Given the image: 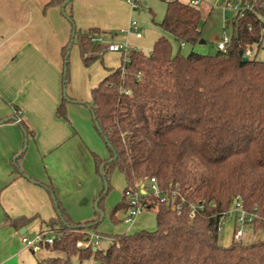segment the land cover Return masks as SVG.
Segmentation results:
<instances>
[{"label": "trees", "instance_id": "trees-1", "mask_svg": "<svg viewBox=\"0 0 264 264\" xmlns=\"http://www.w3.org/2000/svg\"><path fill=\"white\" fill-rule=\"evenodd\" d=\"M243 2L252 5L254 12L233 20L227 53L182 55L181 46L192 49L201 39L202 13L190 3L166 1L157 25L173 37L179 50L174 54L165 36L149 54L128 49L121 55V67L92 90L91 104L84 105L109 153L107 159L94 155L96 173L104 183L96 200L97 218L71 223L51 186L38 183L56 212V218L46 224L56 240L46 248L54 255L37 264H74V259L76 264L90 259L97 264H264L263 240L243 244L233 239L222 246L218 231L234 201L254 216L249 223L253 230L264 231V62L243 61L245 46L260 48L264 42V23L257 16L264 17V0ZM62 12L71 26L70 41L62 49L65 90L69 46L78 48L83 65L89 67L101 59L108 45L93 41L100 39L99 30H79L72 16ZM63 97L58 116H64L66 102H73ZM15 171L26 176L17 167ZM114 172L124 177L126 187L109 213L112 223H118L116 213L129 207L124 193L136 188L148 191L152 178L168 201L175 193L180 210L171 211L167 203L148 196L150 209L155 210V230L109 235L105 250L78 251L80 232L98 235ZM193 206L197 210L190 218ZM28 221L9 219L8 224L21 229Z\"/></svg>", "mask_w": 264, "mask_h": 264}, {"label": "crops", "instance_id": "crops-1", "mask_svg": "<svg viewBox=\"0 0 264 264\" xmlns=\"http://www.w3.org/2000/svg\"><path fill=\"white\" fill-rule=\"evenodd\" d=\"M161 1L166 4L168 0ZM180 1H197L204 24L216 7L215 0ZM146 5L147 0L132 11L124 0H0V264L39 262L37 254L21 243V237L44 230L47 222L56 218L52 200L40 183L51 186L71 223L97 218L96 200L103 183L96 173L94 155L107 159L109 153L84 104H91L92 90L121 67V54L106 51L100 60L85 67L78 48L73 46L69 52V82L64 90L62 49L70 41L71 26L62 10L72 16L77 29L99 30L103 43L126 44L128 49L137 50L133 47L143 38L139 24L140 38L119 31L127 28L135 20L133 15ZM233 19L234 15L227 16L223 24L224 29L231 28V36ZM161 36L151 38L143 53L149 54ZM194 47L191 51L197 53ZM64 95L73 102H66L64 116H58ZM18 112L20 123L16 122ZM16 167L26 176L16 172ZM125 187L124 180L123 190ZM106 204L105 200L103 221L111 211ZM19 218L29 219L21 229L8 224L9 219ZM127 226L126 231L114 230L112 235L141 229L137 220ZM131 229L135 231L130 233ZM98 235L103 238L105 234ZM41 254L49 255V251Z\"/></svg>", "mask_w": 264, "mask_h": 264}, {"label": "rangeland", "instance_id": "rangeland-1", "mask_svg": "<svg viewBox=\"0 0 264 264\" xmlns=\"http://www.w3.org/2000/svg\"><path fill=\"white\" fill-rule=\"evenodd\" d=\"M165 6H166L165 2L161 0H147V5L144 6L143 10L138 11L137 13L133 15L134 16L133 18L139 24L141 28L140 30L142 31V34H143L142 40L138 44H136L133 48L139 51L145 52L144 47L147 45V43L148 44L150 43L151 38H153L157 34L162 33V35L166 36L171 42L173 53L175 54L179 50L180 45L173 39V37L163 32L159 27L156 26V24L160 23L163 18L165 8H166ZM149 9H151L153 14L150 13ZM232 15H234L233 12L219 8V7L218 8L215 7L211 10L210 17L207 19L202 29V39L204 40L205 44L194 47L197 50V54L213 55L214 49H213L212 44L216 43L223 33L225 35L231 36L232 34L231 28L228 27L224 29L223 24H224L225 18L227 16L231 18ZM190 51H191V48L189 46L183 45L180 48V53L182 55H187ZM253 59H255L256 61L264 62V42L261 45V47L258 49V52ZM112 177L114 179V182L111 181ZM111 178L109 182L111 186V190L106 198V201H107L106 205L112 209L118 202H120L122 198L124 178L118 172H114ZM139 185L140 184H138L137 186L139 187ZM103 187H104V183H103ZM229 211L232 213V217L231 218L225 217L220 223L222 226V230L219 232V239H220V243L222 246H228L230 244V242L233 240V231L236 229V226H237L236 222H234L235 216L237 217L236 212L234 211L233 207H231ZM105 216H106L105 220L103 221V223L100 224L99 229H98L99 233L102 232L103 234H105L103 235V238L101 239L100 245L98 247L100 250H105L109 244V240L105 239L104 237L107 238V236L112 235V233L116 231L117 232L126 231V227H128L122 221L125 216L123 210L116 213V220H118V223L112 224L111 221L109 220L108 213H106ZM136 220L139 224V228H141L139 230L153 231L156 228L155 210H150V211H146L142 213L136 218ZM136 228L138 227H135V229ZM47 229L48 228H45L44 230H47ZM135 229H131L130 233L134 232ZM243 230H244V234L241 239V242L243 244H249L258 239L259 240L261 239L264 241V231L262 230L255 231L253 230L250 224L243 226ZM91 233H94V232H91ZM53 255L54 254L49 251V255L39 254V255H36V259L41 261L42 259H45ZM73 263L76 264L75 259L73 260ZM83 264H97V263L93 259H90V260L84 261Z\"/></svg>", "mask_w": 264, "mask_h": 264}, {"label": "built area", "instance_id": "built-area-1", "mask_svg": "<svg viewBox=\"0 0 264 264\" xmlns=\"http://www.w3.org/2000/svg\"><path fill=\"white\" fill-rule=\"evenodd\" d=\"M171 1V0H168ZM126 5L132 10L135 11L138 9L145 0H124ZM190 5L196 7L198 5L197 1H191ZM214 6L229 10L234 13V19L239 20L243 18L246 12H254L252 5L248 3H244L243 0H215ZM264 10V5L261 6ZM260 19V22L264 23V17L261 14L257 15ZM233 19V20H234ZM120 34L125 35H135L137 38L141 37V33L138 28V24L135 20L130 21L129 25L125 29H121L119 31ZM232 37V36H231ZM231 37L228 35L223 34L219 41L214 44L216 52L225 54L227 53V46L231 41ZM95 42H100V39H94ZM258 45L257 44H249L245 46L243 51V57L248 59H253L258 52ZM128 48L126 44H109L105 49V52H114L120 53L124 55L127 52ZM21 115L20 112L17 113L16 122L20 123L19 116ZM124 196L129 203V207L125 212V216L123 219V223L130 225L132 224L136 218L146 211H150V204L148 202L147 197L154 196L155 198L159 199L160 202H165L170 206L171 211H179L180 206L176 203L175 200V193L172 194L171 201H168L164 196H161L160 191L158 189L157 183L155 179H150L148 182V191L143 190L141 188L136 189H128ZM201 209V207H198ZM233 209L237 214L235 216L234 222H236L237 226L236 229L233 231V239L235 241H241L244 230L243 226L248 225L253 220L254 216L249 215L242 209V205L240 202H237L233 205ZM196 207L193 206L190 211V218H193L196 214ZM225 217H232V213L228 211L222 220ZM221 220V221H222ZM221 223V222H220ZM222 230L221 224H219L218 231ZM82 238L76 241V248L78 251H84L88 248L94 247L98 248L100 245V241L102 237L100 235L94 233H85L80 232ZM56 240V234L50 230H41L33 234L32 236H22L21 243L29 249L33 254H41L45 250L48 251L46 248H51L54 245Z\"/></svg>", "mask_w": 264, "mask_h": 264}, {"label": "water", "instance_id": "water-1", "mask_svg": "<svg viewBox=\"0 0 264 264\" xmlns=\"http://www.w3.org/2000/svg\"><path fill=\"white\" fill-rule=\"evenodd\" d=\"M199 43H200V44H201V43H204V41H203V40H200ZM69 49H70V46H69ZM243 61H244V62H247L248 60H247L246 58H243ZM105 188H106V184H105ZM235 203H236V201H234V204H235ZM103 218H104V214L102 213V214H101V220H103ZM24 232H25V230L23 229V230L21 231L20 234L22 235V234H24ZM94 250H95V249H94Z\"/></svg>", "mask_w": 264, "mask_h": 264}]
</instances>
